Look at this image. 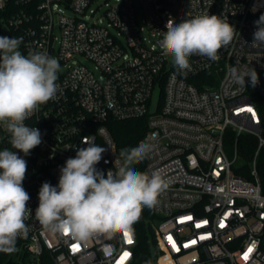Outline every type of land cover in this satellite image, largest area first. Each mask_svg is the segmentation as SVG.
Returning <instances> with one entry per match:
<instances>
[{"label":"built area","instance_id":"1","mask_svg":"<svg viewBox=\"0 0 264 264\" xmlns=\"http://www.w3.org/2000/svg\"><path fill=\"white\" fill-rule=\"evenodd\" d=\"M205 13L228 20L237 32L217 61L190 57L184 76L159 43L168 20L177 22L166 0H0V35L21 39L24 55L44 52L60 64L57 99L25 122L40 130L42 143L28 156L12 149L27 161L23 187L32 210L16 252H27L36 264L45 254L54 264H134L135 224L130 244L121 234L81 242L43 229L34 213L41 185L58 184L65 161L88 146L84 137L107 149L96 167L105 175L115 172L122 159L108 121L146 116L148 129L138 145L154 147L144 173L159 170L169 185L152 208L158 216L155 264H264L258 168L264 127L250 95L257 88L264 98V45L252 44L264 0H188L189 18ZM79 56L94 68L75 60ZM251 67L259 83L241 87L231 70ZM246 133L258 145L243 162L238 141ZM9 140L0 127V150L11 147Z\"/></svg>","mask_w":264,"mask_h":264},{"label":"clouds","instance_id":"2","mask_svg":"<svg viewBox=\"0 0 264 264\" xmlns=\"http://www.w3.org/2000/svg\"><path fill=\"white\" fill-rule=\"evenodd\" d=\"M253 45H264V14L254 22ZM235 27L217 15L208 13L176 23L169 19L159 41L163 53L171 58L177 72L187 76L189 58L206 57L215 62L219 51L227 48L236 35ZM21 39L0 35V127L10 136V148L0 150V253L12 254L18 238H27L26 220L32 214L31 197L23 187L27 161L21 157L42 143L38 128L29 127L40 106L57 99L60 64L44 52L22 54ZM233 79L241 86L256 87L259 78L251 68H233ZM86 148H78L75 157L60 168L58 184L44 182L38 192L35 218L43 229L67 233L74 240L104 236L112 239L125 232L131 236L145 207L151 209L168 188L159 170L150 174L137 171L133 165L142 162L153 151V145L141 141L133 148L120 151L122 163L106 175L96 165L107 149L93 137L82 139ZM107 163V161H105ZM110 255V250H105Z\"/></svg>","mask_w":264,"mask_h":264},{"label":"trees","instance_id":"3","mask_svg":"<svg viewBox=\"0 0 264 264\" xmlns=\"http://www.w3.org/2000/svg\"><path fill=\"white\" fill-rule=\"evenodd\" d=\"M251 98L256 102L261 111L264 127V98L259 94L257 88L250 93ZM109 127L116 138L118 151L123 148H133L138 146L139 140L143 137L148 129V118L137 117L127 120L110 119ZM235 139V136L232 139ZM239 147L241 153V161H249L252 159L258 145V139L251 134H242L239 136ZM146 160L133 165L139 171L144 172ZM258 168L264 180V147L262 148L258 158ZM236 171L242 173L237 167ZM244 175V173H243ZM158 216L154 209L145 207L141 217L135 223V228L138 237L136 247V256L134 264H155V258L158 255V245L156 240L155 227L153 226ZM0 264H36L27 252H14L12 254L0 253ZM38 264H54L50 255L45 254L41 257Z\"/></svg>","mask_w":264,"mask_h":264},{"label":"water","instance_id":"4","mask_svg":"<svg viewBox=\"0 0 264 264\" xmlns=\"http://www.w3.org/2000/svg\"><path fill=\"white\" fill-rule=\"evenodd\" d=\"M166 3L171 7L176 14L177 22L180 23L184 19H188V0H166Z\"/></svg>","mask_w":264,"mask_h":264},{"label":"rangeland","instance_id":"5","mask_svg":"<svg viewBox=\"0 0 264 264\" xmlns=\"http://www.w3.org/2000/svg\"><path fill=\"white\" fill-rule=\"evenodd\" d=\"M5 33H7L6 31H5ZM3 36H7V35H3ZM75 60H80V61H82V62H84V63H86L87 65H89L90 67H92V68H94V65L90 62V61H88L85 57H83V56H79L78 58H76ZM159 97H160V90H159V88L156 90V92H155V94H154V98H153V107L155 108L156 107V105H157V103H158V101H159Z\"/></svg>","mask_w":264,"mask_h":264},{"label":"snow or ice","instance_id":"6","mask_svg":"<svg viewBox=\"0 0 264 264\" xmlns=\"http://www.w3.org/2000/svg\"><path fill=\"white\" fill-rule=\"evenodd\" d=\"M249 111H251V109H249ZM67 234V233H66ZM124 236H125V238H126V242L127 243H132V239H131V236L129 235V233H127V232H125L124 233ZM170 239V238H169ZM78 245H75L74 246V249H78ZM251 251V249H249V252ZM129 255V253H127V252H125L124 253V258H126L127 256ZM123 259V258H122ZM245 259H247V253L245 254Z\"/></svg>","mask_w":264,"mask_h":264}]
</instances>
